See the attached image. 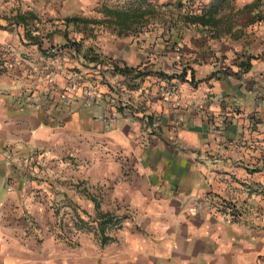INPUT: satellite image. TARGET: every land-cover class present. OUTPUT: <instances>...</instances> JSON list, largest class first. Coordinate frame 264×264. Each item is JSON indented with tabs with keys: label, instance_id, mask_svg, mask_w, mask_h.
<instances>
[{
	"label": "crops",
	"instance_id": "1",
	"mask_svg": "<svg viewBox=\"0 0 264 264\" xmlns=\"http://www.w3.org/2000/svg\"><path fill=\"white\" fill-rule=\"evenodd\" d=\"M210 1L0 0V264H264V0H227L223 22L202 25L207 70H239L201 79L202 92L171 78L109 107L69 79L65 43L85 29L66 16L99 20L91 46L111 60L152 66L140 32L109 30L115 14L174 4L178 18ZM32 149L41 158L22 172L15 155ZM222 200L262 215L230 219ZM107 212L121 221L102 242Z\"/></svg>",
	"mask_w": 264,
	"mask_h": 264
},
{
	"label": "rangeland",
	"instance_id": "2",
	"mask_svg": "<svg viewBox=\"0 0 264 264\" xmlns=\"http://www.w3.org/2000/svg\"><path fill=\"white\" fill-rule=\"evenodd\" d=\"M178 7L174 4L165 6L163 9L161 6L152 7L154 14L150 15V19L142 25L136 24L132 26L131 29L126 28L120 30L115 23L112 27L108 25L109 30H115L119 35H125L129 30L132 33L140 32V34L136 35L138 38H135L137 43L141 39H147L149 41L148 47H150V52H156V56L153 55L152 57L154 60L152 66H149V64H137L139 65L140 71H142V74L138 77H126L119 71L113 72L112 65L109 63V59L111 58L108 55L109 52L106 54L99 53V51L91 46L94 40L93 35L96 34V32H93L96 26L91 24L95 22L90 21L87 24L71 25L72 27L69 28L72 30H79L81 26L82 29H85V35L80 36V33H78L73 39L68 38L65 43L68 45L75 42L74 46L68 47L67 49L68 74L69 79L77 83L76 88L79 90V93L86 89L93 91V93H98L99 97L103 98L105 103L109 104L110 107L118 101L129 103V94H135L132 96L133 98L139 95L137 99H140V97H149L153 92H161V88L165 90V86L160 85L161 80L175 78L176 82L188 81L194 87V90L202 92L204 91V85L200 83L201 78H208L209 76L220 78L229 74L237 75L239 70L237 72L227 71L225 67H213L214 69L207 70L204 65L208 64L205 60V58L208 59V56L203 53V46L199 43L203 38L206 40H210L211 38L203 35L205 28L202 25L188 29L185 28L182 20L180 21L178 18H169L167 16H170V11L178 9ZM191 9L192 7L186 4L182 12ZM161 10H163V15L159 16ZM156 14L159 17H156ZM170 25L171 27L168 29ZM96 30L98 31V28ZM212 30L210 32L208 31L209 34L214 35H209L212 38H215V34L223 33V29H221V32L218 29L219 33L217 31L215 32L213 28ZM87 33L92 37L91 40L88 38L89 34ZM146 33L148 36L141 37V35H146ZM194 38L198 41L197 44L193 43ZM156 43L157 45H155ZM93 54L99 55V62L96 63L88 59ZM192 56H194L195 62L193 59H190ZM212 56L215 59L218 58L215 57V53H212ZM131 91L134 92L130 93ZM119 104L121 105L120 107L123 106L121 103ZM140 104V102H136L134 106L139 107ZM18 153L24 152L19 151Z\"/></svg>",
	"mask_w": 264,
	"mask_h": 264
},
{
	"label": "trees",
	"instance_id": "3",
	"mask_svg": "<svg viewBox=\"0 0 264 264\" xmlns=\"http://www.w3.org/2000/svg\"><path fill=\"white\" fill-rule=\"evenodd\" d=\"M226 1L227 0H212L209 2L208 5H203L201 9L197 12H194L193 10H188L186 12H178L177 17L178 18L180 17L183 20V22L187 24L195 23V25L201 24L205 27H208V26L217 27L221 23L220 17L217 16V14L224 7V3ZM178 5H182V3L179 2ZM144 12L152 14L150 5L146 7L145 11L142 10V12H138L136 10V12H134L133 15L129 14L126 11L117 12L115 14V20H113L112 22H115V24H117L118 27H120V29L132 28V25L134 23L140 22V20L138 19L140 16H143ZM65 19L68 21L69 20L82 21L84 24H87L90 21L91 22L99 21L97 19H92V18L90 19V18L80 17V16H66ZM145 21L143 20L142 22H145ZM170 27L171 25L168 27V29H170ZM72 45L74 46L75 42H72ZM98 57H99L98 54H93L88 59L90 61H94L97 63L100 61L98 60ZM109 63L112 65L113 72L119 71L120 73L124 74L126 77H138L142 74V71H140L139 65L133 66V65H127L125 63L118 64L115 60H111V58L109 59ZM241 65H242V68L247 69V67L249 66V63L242 62ZM201 79H204V78H201ZM95 205L98 206V200H95ZM120 221H121V217H118V215L110 213V212L104 213L103 215L100 216L98 226L101 232L102 242L110 238L108 235L104 233L107 225L117 224Z\"/></svg>",
	"mask_w": 264,
	"mask_h": 264
},
{
	"label": "built area",
	"instance_id": "4",
	"mask_svg": "<svg viewBox=\"0 0 264 264\" xmlns=\"http://www.w3.org/2000/svg\"><path fill=\"white\" fill-rule=\"evenodd\" d=\"M75 84L77 83L72 81L71 85L75 86ZM79 95H80L79 98H81V100L84 102L85 101H96V102L100 101L99 94L95 92L93 93V91L88 90V89L82 92L80 91ZM41 155H42V152L39 149H32L24 153H17L15 155V160L19 165L18 167L19 170H21L22 172L32 171V168L37 165L39 159L41 158ZM219 203L221 204L219 206L221 210H223V212H225L226 215H228L230 219H236L240 217L242 215L241 211L242 210L245 211V209L248 210L249 214H251V216H253L256 219H259L262 215L261 208L257 204H254L251 202H247L245 203V205H237L235 203L226 202L225 200H222Z\"/></svg>",
	"mask_w": 264,
	"mask_h": 264
}]
</instances>
